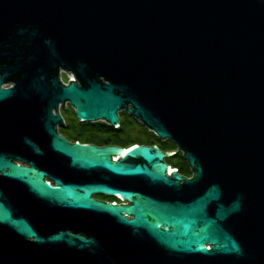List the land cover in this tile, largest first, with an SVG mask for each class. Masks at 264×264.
<instances>
[{
	"label": "water",
	"instance_id": "water-1",
	"mask_svg": "<svg viewBox=\"0 0 264 264\" xmlns=\"http://www.w3.org/2000/svg\"><path fill=\"white\" fill-rule=\"evenodd\" d=\"M2 82L0 264H264V0H0ZM65 102L176 150L69 144Z\"/></svg>",
	"mask_w": 264,
	"mask_h": 264
},
{
	"label": "flooded vegetation",
	"instance_id": "flooded-vegetation-1",
	"mask_svg": "<svg viewBox=\"0 0 264 264\" xmlns=\"http://www.w3.org/2000/svg\"><path fill=\"white\" fill-rule=\"evenodd\" d=\"M72 76V79L69 80L68 77ZM59 79L62 84L67 85L70 81H75L72 74H68L62 70L59 71ZM66 79V81H65ZM15 85L14 82H2L0 84V89L6 90L13 88ZM64 107L62 104H58L56 112L60 118L63 128L55 124L56 134L63 139H65L69 144H81V145H92L97 148L105 147H119L124 151L134 147V146H148V147H157L161 152L168 153L176 150V147L169 141L154 142L150 139H139L136 137H131L127 130L132 124L141 125L136 119L131 117L127 112H118V124L112 128L105 122H83L75 116L73 108L69 105L68 102H65ZM52 116H56L54 109L50 110ZM142 126V125H141ZM65 128V129H64ZM143 132L145 133V128L142 126ZM174 146L173 149H169L171 146ZM119 156H111L112 161L119 160ZM14 164H17L22 167H29L28 162H22L21 160H11ZM165 163L169 166L170 169H176L178 173L186 178L190 179L192 177L191 170L181 152H177L174 156L164 159ZM167 177H170V173H166ZM44 181L48 182L50 185H53L52 180L45 176ZM92 199L100 201L103 203H112L114 205H126L119 197H109L105 195H93ZM72 235H76L68 231ZM85 237L84 235H80Z\"/></svg>",
	"mask_w": 264,
	"mask_h": 264
},
{
	"label": "rangeland",
	"instance_id": "rangeland-1",
	"mask_svg": "<svg viewBox=\"0 0 264 264\" xmlns=\"http://www.w3.org/2000/svg\"><path fill=\"white\" fill-rule=\"evenodd\" d=\"M65 81H66V79H65ZM127 133L131 137H136V138H139V139H146V138H148V135L143 132V128L139 124H132L130 126V128L127 130Z\"/></svg>",
	"mask_w": 264,
	"mask_h": 264
},
{
	"label": "trees",
	"instance_id": "trees-1",
	"mask_svg": "<svg viewBox=\"0 0 264 264\" xmlns=\"http://www.w3.org/2000/svg\"><path fill=\"white\" fill-rule=\"evenodd\" d=\"M145 134L148 135V138L147 139H150V140H154V142H158L159 139L157 136H155L152 132H149L147 129H145ZM174 146L172 145L169 149H173Z\"/></svg>",
	"mask_w": 264,
	"mask_h": 264
},
{
	"label": "built area",
	"instance_id": "built-area-1",
	"mask_svg": "<svg viewBox=\"0 0 264 264\" xmlns=\"http://www.w3.org/2000/svg\"><path fill=\"white\" fill-rule=\"evenodd\" d=\"M68 79L71 80L72 79V76L69 75Z\"/></svg>",
	"mask_w": 264,
	"mask_h": 264
}]
</instances>
